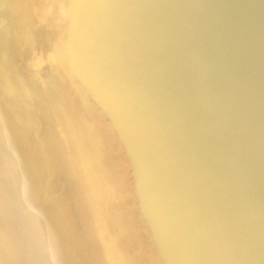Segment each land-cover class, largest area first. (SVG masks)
Listing matches in <instances>:
<instances>
[{
  "label": "bare ground",
  "instance_id": "1",
  "mask_svg": "<svg viewBox=\"0 0 264 264\" xmlns=\"http://www.w3.org/2000/svg\"><path fill=\"white\" fill-rule=\"evenodd\" d=\"M263 18L264 0H0V264H264ZM187 101L218 172L178 151Z\"/></svg>",
  "mask_w": 264,
  "mask_h": 264
},
{
  "label": "water",
  "instance_id": "2",
  "mask_svg": "<svg viewBox=\"0 0 264 264\" xmlns=\"http://www.w3.org/2000/svg\"><path fill=\"white\" fill-rule=\"evenodd\" d=\"M262 18V17H260ZM263 21H264V18H263ZM258 28V27H256ZM260 29V28H258ZM262 30V29H261ZM262 32V31H261ZM259 45V44H258ZM261 47V45H259ZM264 49V47H263ZM186 88H188L187 86V83L185 81H183V84H181V87H180V92H183ZM192 99V97H189V99ZM184 100V98H183ZM182 100V101H183ZM186 106L188 107V110L189 112H192L190 113V118L191 120L194 122L195 124V130H196V136H197V139H193L192 138V134L190 136V132L185 130L183 132V134L181 135H177L175 137V142L176 144L178 145L179 144V141L182 137V141L186 143V148H184V146L181 144L180 146L181 147H178V151H180L179 153H182L184 158L183 159H187L188 157H190V148L189 146L187 145V137H190L191 141H192V145L194 147V155L198 157V160L200 159V150L201 148L203 147V149L206 150V155L208 157H210L211 159V164H210V167H209V170H210V173H214L215 171H219L220 170V160H221V150H220V147L217 146V143L213 140H215V137H214V132H215V128H214V123L212 124L211 122H209L207 124L206 122V117H207V113L204 109L203 106L201 105H198V109H199V114H197L196 112L192 111V105L189 103L188 105V101L185 103ZM193 105H195V103H192ZM208 129H209V133H208ZM180 155V154H179ZM208 170V171H209Z\"/></svg>",
  "mask_w": 264,
  "mask_h": 264
}]
</instances>
